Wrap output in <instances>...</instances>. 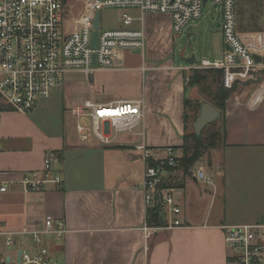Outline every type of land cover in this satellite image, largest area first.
I'll list each match as a JSON object with an SVG mask.
<instances>
[{
    "label": "crops",
    "instance_id": "0c3cea01",
    "mask_svg": "<svg viewBox=\"0 0 264 264\" xmlns=\"http://www.w3.org/2000/svg\"><path fill=\"white\" fill-rule=\"evenodd\" d=\"M157 15L164 22L152 23L154 39L148 42L141 58L135 55L138 52L124 51L115 68L98 70L96 88L112 93V97L99 101L140 99L143 105L139 124L131 132L118 133L111 144L96 139L82 142L75 130L50 131L33 124L29 112L38 107L40 100L27 113L1 104L0 183L7 189L0 193V230L23 226L42 229L46 214L62 219L65 232L59 237L42 234V243L57 264H226L223 226L249 223L232 219L224 209L223 197L226 199L224 189L235 172L231 168L237 165L231 156L257 151V171L262 168L264 78L247 85L236 83L225 102V144L207 163L198 166L212 176V188L192 195L186 190L180 192L185 188L184 176L167 171L165 180L170 176L180 180L177 189L174 187L179 212L166 218L167 223L177 220L178 225L151 227L145 222L144 162L136 146L144 145L152 150L153 157H163L165 147L182 143L184 126L190 120L184 119V100L191 99L185 81L190 69L198 66L194 54L193 64L184 62L183 58L190 56L188 52L182 53V63L169 57L173 37L170 15ZM192 23L198 21L189 24L187 35L194 34ZM218 30L216 49L213 46L200 61L222 58L225 45ZM257 35L250 41L243 39L264 54V34ZM94 79L93 73L91 83ZM191 87L193 100H199L202 95L196 86ZM47 151L57 154L53 169L60 175L61 185L47 184L40 190L23 192L18 180L23 173L40 170ZM222 154L224 162L220 161ZM218 189L221 210L216 204ZM0 243L6 247L0 249V261L13 258L19 249L18 244L7 247L3 235ZM26 245H32L30 239Z\"/></svg>",
    "mask_w": 264,
    "mask_h": 264
},
{
    "label": "built area",
    "instance_id": "2783aa9c",
    "mask_svg": "<svg viewBox=\"0 0 264 264\" xmlns=\"http://www.w3.org/2000/svg\"><path fill=\"white\" fill-rule=\"evenodd\" d=\"M219 7V29L225 48L221 59H202L197 68L219 69L222 84L231 88L236 81L264 78V54L257 52L238 31L237 0H210ZM203 0H0V103L10 109L27 113L37 102L54 90H62L71 72L88 80L89 73L115 68L124 51H143L142 28H131L136 18L123 12L122 26L101 29L91 46L93 19L102 7L137 8L141 13H167L173 34H181L189 24L201 17ZM77 11L75 17L73 12ZM73 24H67V21ZM253 54L260 56L256 61ZM94 58V65H92ZM75 119L79 140L96 139L111 144L120 132H131L141 121L143 105L140 99L101 102L93 96L69 108ZM144 162L142 189L145 205L159 202L166 214H176L174 187L164 184L167 170L164 164L176 163L175 148H164L165 156L153 157L152 150L136 146ZM54 151H47L40 170L23 173L18 183L23 192L37 191L47 184L61 185L54 171L57 160ZM156 161L152 165L149 161ZM191 175L197 182L212 183V176L199 167ZM167 180V179H166ZM0 183V193L6 191ZM42 229L23 226L17 230H0L7 247L19 245L13 258L0 264H57L49 257L42 243V234L58 237L65 232L62 219L46 214ZM178 225L171 220L164 227ZM150 228V227H147ZM30 239L31 246H27ZM226 264H264V223L223 226Z\"/></svg>",
    "mask_w": 264,
    "mask_h": 264
},
{
    "label": "rangeland",
    "instance_id": "374dc122",
    "mask_svg": "<svg viewBox=\"0 0 264 264\" xmlns=\"http://www.w3.org/2000/svg\"><path fill=\"white\" fill-rule=\"evenodd\" d=\"M238 2V10L239 7L241 9V12L238 13V31L241 36H244V38L246 37V39L250 41L251 38L258 36L257 34L262 33L263 35L264 0H238ZM123 12L136 18L132 21L130 25L131 28H142L145 32L146 39L143 51L135 53L137 57L141 58L145 48L148 46V42L154 39V34H152V23L156 22V25L162 24L164 22L162 19L164 18L161 15H157L159 13H141L139 9L133 7H102L99 10V24L101 29H116L121 27ZM76 14L77 11L73 12V17H75ZM67 19L69 20V18ZM195 21H198V24L192 23L194 27L191 32L196 36L194 34L187 35V32L184 30L181 34H173L171 38L170 46L172 52L169 57L174 58L176 63H182V53L188 52L195 55V65H199L202 56L210 52L213 46V49H216V44L220 37L219 30L216 27V23L220 22L219 7L208 0L206 6L202 9L201 17ZM67 24L73 26L70 20L67 21ZM207 57L212 59L209 55ZM143 60H145V58ZM98 74V70H96L94 72V83L90 84L83 75L75 72L69 73L64 88L62 90H54L48 97L40 99L38 107L29 112V119L40 128H48L50 131H52L53 128L57 130L65 128L72 132V130H75V119L69 111L71 106L81 103L84 99H88L91 96L97 100L112 97L110 91L102 92L100 89L96 88L95 80ZM189 74H191L190 71ZM192 92V87L188 85V96L191 100H193ZM204 97L205 95L200 96L199 100L204 99ZM187 113L190 116L192 114L188 108ZM188 121L187 133L192 131L191 124L193 119L190 118ZM26 126H28V123ZM180 146L181 144L179 146H172L175 148L177 154L176 159L182 156ZM214 152L216 151H208L205 153L194 165L193 172L197 170L201 163H207V161L213 158V156L217 154H213ZM261 152L264 153V151ZM257 154V151H246L241 153L237 152L234 156H231L232 160L235 161L237 165L231 168L235 172L228 181V188L224 189L227 193V195H225L226 199L223 197L224 209L232 219L240 222L264 223V160L260 173V171H257V169H259ZM224 158L223 154L220 155V161H223ZM174 171L176 172L175 176H181L182 172L180 170L177 169ZM184 184L185 188L180 190V192L186 190L190 195L197 190L212 188L211 184H205L203 182L196 183L189 174L184 177L182 186ZM216 185L219 186V184ZM175 189H177V187H175ZM176 192L177 191L174 193L176 194ZM217 193L216 204H218L217 208L221 210V191L218 189ZM213 208L215 209L214 211H216V205H214ZM4 248L6 247L0 243V249L2 250ZM8 252H11V250H8ZM11 253L14 254V252Z\"/></svg>",
    "mask_w": 264,
    "mask_h": 264
},
{
    "label": "trees",
    "instance_id": "16d2710c",
    "mask_svg": "<svg viewBox=\"0 0 264 264\" xmlns=\"http://www.w3.org/2000/svg\"><path fill=\"white\" fill-rule=\"evenodd\" d=\"M242 1V0H241ZM238 0L236 2L237 19L238 13L241 12ZM185 81V85L197 86L199 93L203 96L202 100H184V119L187 122L188 118L194 119L197 115L198 107L202 101H208L220 111V117L209 124H207L201 132V141H199L193 129L187 133V126L185 125V132L182 136L181 151L182 156L176 159V163L172 166L164 164V168L173 173L174 170H180L182 177L191 174V170L196 162L208 151H215L225 144V102L238 85L233 84L231 88H225L222 84V73L219 69L213 68H192ZM206 93V94H205ZM208 93V94H207ZM0 103V110H1ZM189 109L191 116L187 113ZM192 127V124H191ZM152 165L157 164L156 161H149ZM164 184L177 187L179 183L170 176L164 181ZM167 214L164 207L156 202L152 206L146 208L145 222L151 227H164L167 225Z\"/></svg>",
    "mask_w": 264,
    "mask_h": 264
},
{
    "label": "water",
    "instance_id": "95a60500",
    "mask_svg": "<svg viewBox=\"0 0 264 264\" xmlns=\"http://www.w3.org/2000/svg\"><path fill=\"white\" fill-rule=\"evenodd\" d=\"M208 0H203V5L207 2ZM220 23H216V27L218 28ZM93 33H92V41H91V46L95 47L96 45V36L99 28V12H96L94 19H93ZM188 30V28L186 29ZM227 48V46H225ZM253 57L256 61H259L260 56L258 54H253ZM184 62L187 64H193L194 63V55L190 54L188 57L183 58ZM92 65H94V58ZM93 79V73H89L88 75V81L91 83ZM260 77H257L256 79H250V80H244V81H236L237 83L241 85H247L250 83H257L259 82ZM220 117V111L212 105L208 101H202L198 107L197 115L194 117L192 121V129L195 137L201 141V132L203 128L209 124L210 122L218 119Z\"/></svg>",
    "mask_w": 264,
    "mask_h": 264
}]
</instances>
